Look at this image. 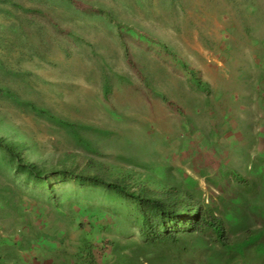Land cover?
I'll list each match as a JSON object with an SVG mask.
<instances>
[{
  "label": "rangeland",
  "instance_id": "1",
  "mask_svg": "<svg viewBox=\"0 0 264 264\" xmlns=\"http://www.w3.org/2000/svg\"><path fill=\"white\" fill-rule=\"evenodd\" d=\"M78 5L89 10L62 0H0V136L19 132L33 140L38 162L87 155L176 176L213 204L232 240L264 228L246 192L253 181L264 183V0ZM88 5L165 43L179 62L119 34ZM196 78L204 82L199 89ZM74 185L68 177L25 181L0 167V188L17 187L6 197L1 192L0 264L71 263L83 238L97 264L136 257L142 264H247L199 238L146 250L124 205L103 195L91 208L67 201L74 219L68 230L58 228L44 201Z\"/></svg>",
  "mask_w": 264,
  "mask_h": 264
},
{
  "label": "trees",
  "instance_id": "2",
  "mask_svg": "<svg viewBox=\"0 0 264 264\" xmlns=\"http://www.w3.org/2000/svg\"><path fill=\"white\" fill-rule=\"evenodd\" d=\"M62 1L74 6L76 10H89L78 5L81 3V6H84L85 0ZM88 8L95 9L92 12L98 16H104L108 24L112 25L114 22L119 34L126 31L138 41L146 42L149 48L166 50L171 54H169L170 57L178 60L174 51L168 49L165 43L153 39L148 34L141 33L137 27L122 23L107 9L89 5ZM126 54H128L127 49ZM194 82L197 89H199L198 84H204L200 78H196ZM69 127H72L71 123H69ZM72 132H74L77 142H84L87 150L88 147L92 149L91 143L84 141L79 130ZM35 146L33 140L24 137L19 132H14L10 137L1 135L0 167L9 174L13 172L15 176L21 177L25 181L42 182L52 176L55 179L68 177L75 183L74 189L70 190L71 193L64 194L62 197L57 195L50 186L48 187L55 193V196H53V200L44 202L51 207L56 219L53 222L58 228L62 227L68 230L71 227L74 218L69 204L72 200L75 199V202L86 206V208H91V206H95L100 195H103L109 200L119 201L124 205V215L131 224L137 226L139 237L146 250L154 249L160 244L176 245L181 244V240L185 243L191 238L195 240L199 238L204 245L212 243L214 246H219L221 253L238 254L247 261V264L253 262L252 258L264 264V228L243 231L239 239H230L225 220L218 214V210L213 204L204 203L199 191L183 185L182 181L177 180L178 177L166 173L163 178H160L152 176L151 173L150 175L144 173L141 162L137 165L132 163L137 166L132 169L87 155L75 157L74 154L65 155L63 153V158H59L58 164L47 158L38 162L31 157ZM93 151L95 150L89 152ZM129 159V162H136L133 158ZM42 163L45 164L42 165ZM139 167L140 169H137ZM233 176L235 180L242 178L238 173ZM15 189L17 187L0 188V197L1 192H14ZM246 192L254 197L251 203L254 202L256 208L251 206L252 211L264 219V183L260 184L255 180L251 186L246 187ZM6 196L8 195L4 193V197ZM61 198L63 199L61 200ZM7 202L10 203L9 200ZM15 203L13 209L18 210V205ZM66 203L69 204L66 205ZM117 210H111L114 216L117 214ZM116 218L118 219V217ZM83 240L82 245L78 247L74 261L67 262V264H97L92 243L86 238ZM136 259L137 263L132 259H124V261L128 264H142L137 257ZM16 263L19 264L18 261Z\"/></svg>",
  "mask_w": 264,
  "mask_h": 264
}]
</instances>
